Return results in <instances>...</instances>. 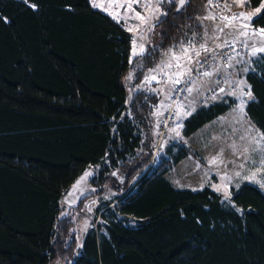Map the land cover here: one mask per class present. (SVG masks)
Wrapping results in <instances>:
<instances>
[{
	"label": "trees",
	"instance_id": "obj_1",
	"mask_svg": "<svg viewBox=\"0 0 264 264\" xmlns=\"http://www.w3.org/2000/svg\"><path fill=\"white\" fill-rule=\"evenodd\" d=\"M178 1L133 57L131 31L91 0H0V264H264V190L243 183L229 203L208 186L175 188L166 174L196 155L186 146L149 167L160 98L135 89L194 23L196 0ZM251 24L264 29V7ZM246 80L245 111L264 135V67ZM229 108L197 109L183 134ZM101 163L98 182L120 195L79 243L60 200Z\"/></svg>",
	"mask_w": 264,
	"mask_h": 264
},
{
	"label": "rangeland",
	"instance_id": "obj_2",
	"mask_svg": "<svg viewBox=\"0 0 264 264\" xmlns=\"http://www.w3.org/2000/svg\"><path fill=\"white\" fill-rule=\"evenodd\" d=\"M91 1L93 5L103 4L107 10L96 8L123 22L131 31L135 41L132 56L135 57L141 53V45L144 50L149 45L148 32L152 25L166 17L163 5L174 0ZM246 2L247 0H196L194 14L191 15L194 19L193 25L183 27L182 35L168 50L162 52L156 66L148 70L135 89L155 94L160 98L152 115L154 152L149 167L170 158V150L176 152L179 146L189 147L196 155H188L172 167L166 177L177 189L197 191L208 186L229 203H232L233 190L243 183H251L264 190V135L245 111L253 95H244L251 92L246 74L257 67H264V53L251 55L253 47H264V37L252 35L263 28L253 26L252 19H231L241 13L253 18L262 10L264 2L254 8L246 6ZM117 4L120 7H117ZM137 13L143 19L137 17ZM245 24L249 27L245 28ZM242 32H248L249 35L245 37ZM228 38L243 44L230 64L227 67L215 65L209 71H197L198 61L208 56L210 47L215 44L214 40ZM189 56L191 58H188ZM217 75L225 77V84L212 92ZM152 77L155 79H151ZM125 82L127 83L126 79ZM132 96L133 92L128 89V105ZM222 102L230 105L226 112L206 123L192 135L183 134L184 121L190 114L201 107ZM172 109L175 117L169 126L164 128L161 121ZM128 114L130 119L132 116L127 109L125 115ZM102 165L101 163L90 166L91 168L86 169L75 184L62 195L60 217L67 214L73 216L74 232L79 243L89 229H97L100 210L113 207L117 196L120 195L112 185L104 187L98 182ZM253 173H256V179H248ZM91 193L92 196L86 199L81 210L70 212L79 200Z\"/></svg>",
	"mask_w": 264,
	"mask_h": 264
},
{
	"label": "built area",
	"instance_id": "obj_3",
	"mask_svg": "<svg viewBox=\"0 0 264 264\" xmlns=\"http://www.w3.org/2000/svg\"><path fill=\"white\" fill-rule=\"evenodd\" d=\"M163 1H170V0H163ZM210 1H214V0H210ZM219 20H221V18H219ZM214 43L215 44L210 47V53L208 54V56L205 59L198 61L197 71L199 72L209 71V69L215 65L221 67H227L230 64L235 53L240 51L243 47V44L241 42L237 43V40L232 38H228L224 40L215 39ZM188 58H191V56H189ZM224 84H225L224 76L222 75L215 76V85L212 89V92L221 88ZM174 117H175L174 109H172L167 113L166 117L161 121V124L164 126V128L169 126V124L174 119Z\"/></svg>",
	"mask_w": 264,
	"mask_h": 264
},
{
	"label": "snow or ice",
	"instance_id": "obj_4",
	"mask_svg": "<svg viewBox=\"0 0 264 264\" xmlns=\"http://www.w3.org/2000/svg\"><path fill=\"white\" fill-rule=\"evenodd\" d=\"M184 2H185V0H180L181 5H182ZM32 6L35 7V5H32ZM94 6H95V7H100V8H105V6H104L103 4H98V3H97V4H94ZM116 6H117V7H120L119 4H117ZM262 6H264V5H262ZM129 7H130V5H129ZM105 10H107V9L105 8ZM259 10H260V9L258 8V9H257V12H259ZM136 15H137V17H139L140 19H143V17H140V14H139V13H137ZM2 19H3V17H0V20H2ZM222 19L228 20L229 18H228V17H222ZM231 19H232V20H235V19H244V20L250 21V20L252 19V17L249 16V15H247V14H245V13H241V14H239L238 16H234V17H232ZM244 27H245V28H248L249 25H248V24H245ZM241 34L244 35L245 37H247V36L249 35L248 32H242ZM252 35H258V36L264 37V29H259L258 31L253 32ZM134 43H135V41H134ZM143 51H144V48H143V46L141 45V46H140V52L143 53ZM257 53H264V47H259V48H257V47H253L252 50H251V55H252V56H255V55H257ZM134 54H136V53H135V49H134ZM196 55L198 56V55H199V52H197ZM230 59H231V58H230ZM205 75H208V73H205ZM151 79H155V77H152ZM176 82L179 83L178 80H177ZM244 95L251 96V92L249 91V92H247V93H244ZM248 179L255 180V179H256V173H253L250 177H248Z\"/></svg>",
	"mask_w": 264,
	"mask_h": 264
},
{
	"label": "crops",
	"instance_id": "obj_5",
	"mask_svg": "<svg viewBox=\"0 0 264 264\" xmlns=\"http://www.w3.org/2000/svg\"><path fill=\"white\" fill-rule=\"evenodd\" d=\"M111 16H112V15H111ZM112 17H113V16H112ZM113 18H114V17H113ZM114 19H115V18H114ZM125 26H126V25H125ZM126 27H127V26H126ZM133 39H134V38H133ZM133 42H134V40H133ZM133 47H134V43H133ZM147 47H148V46H146V48H147ZM146 48H145V50H146ZM145 50H144V51H145ZM144 51H143V52H144ZM90 168H91V167H88L87 169H90ZM81 175H82V174H81ZM81 175H80V176H81ZM78 179H79V178L77 177V179H76V180H75V181H74V182H73V183H72V184H71L66 190H68L69 188H71V187L75 184V182H76ZM171 183H172V182H171ZM66 190L64 191V193L66 192ZM64 193H63V194H64ZM62 198H63V197H61V200H62ZM61 200H60V204H61Z\"/></svg>",
	"mask_w": 264,
	"mask_h": 264
},
{
	"label": "water",
	"instance_id": "obj_6",
	"mask_svg": "<svg viewBox=\"0 0 264 264\" xmlns=\"http://www.w3.org/2000/svg\"><path fill=\"white\" fill-rule=\"evenodd\" d=\"M184 4V3H183ZM183 4L181 5L180 0L178 1V7L176 8V11H179L180 8L183 6ZM54 264H58V263H54Z\"/></svg>",
	"mask_w": 264,
	"mask_h": 264
},
{
	"label": "bare ground",
	"instance_id": "obj_7",
	"mask_svg": "<svg viewBox=\"0 0 264 264\" xmlns=\"http://www.w3.org/2000/svg\"><path fill=\"white\" fill-rule=\"evenodd\" d=\"M210 1V0H207V2ZM182 8V7H181Z\"/></svg>",
	"mask_w": 264,
	"mask_h": 264
}]
</instances>
